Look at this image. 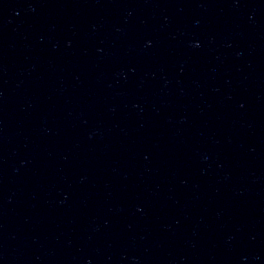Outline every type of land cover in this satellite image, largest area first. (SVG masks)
I'll return each instance as SVG.
<instances>
[{
  "label": "water",
  "instance_id": "95a60500",
  "mask_svg": "<svg viewBox=\"0 0 264 264\" xmlns=\"http://www.w3.org/2000/svg\"><path fill=\"white\" fill-rule=\"evenodd\" d=\"M0 264H264V0H0Z\"/></svg>",
  "mask_w": 264,
  "mask_h": 264
}]
</instances>
